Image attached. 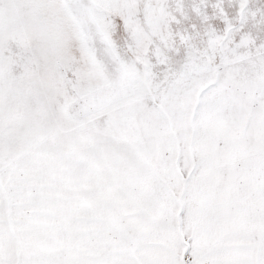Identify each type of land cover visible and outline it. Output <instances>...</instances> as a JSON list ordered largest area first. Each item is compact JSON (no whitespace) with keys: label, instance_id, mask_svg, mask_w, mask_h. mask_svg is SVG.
Listing matches in <instances>:
<instances>
[{"label":"snow or ice","instance_id":"1","mask_svg":"<svg viewBox=\"0 0 264 264\" xmlns=\"http://www.w3.org/2000/svg\"><path fill=\"white\" fill-rule=\"evenodd\" d=\"M0 264H264V0H0Z\"/></svg>","mask_w":264,"mask_h":264}]
</instances>
